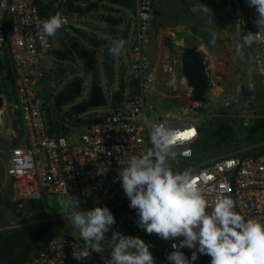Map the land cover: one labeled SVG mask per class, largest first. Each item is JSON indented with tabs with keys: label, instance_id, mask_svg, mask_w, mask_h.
Returning a JSON list of instances; mask_svg holds the SVG:
<instances>
[{
	"label": "built area",
	"instance_id": "obj_1",
	"mask_svg": "<svg viewBox=\"0 0 264 264\" xmlns=\"http://www.w3.org/2000/svg\"><path fill=\"white\" fill-rule=\"evenodd\" d=\"M65 0H0V52L5 54L6 66L0 63L1 74L11 76L15 102L19 109L25 134L21 144L10 151L7 173L13 183L16 200L40 197L44 193H57L87 199L91 208L114 199L121 189L116 180L121 161L151 148V125L164 124L175 131L171 150L183 159H193L194 147L201 136L202 102L193 101L185 109L162 116L151 115L146 92L154 88L156 69L144 53V46L151 39L150 24L155 0H135L137 13L133 18L132 43L129 56L133 80L140 90L138 94H122L120 103L112 111L101 114L91 122L79 124L83 131L74 129L78 123L73 117L56 119L58 109L48 84L47 57L55 50L51 37H46L40 22L44 20L42 7ZM234 12L236 25L242 21L241 43L253 49L256 75L264 88V43L246 42L245 34L256 33L255 8L248 0H228ZM60 14L68 23L67 14L61 9L51 11L50 16ZM243 27V28H242ZM264 32V30H262ZM217 84L207 80V91L216 90ZM206 91V93H207ZM62 124L69 129L62 134ZM76 133V140L70 138ZM121 148L120 151H116ZM205 197L212 203L220 196H231L236 211L246 218L264 220V149L251 155L232 154L202 163L189 170ZM67 190V192H66ZM69 194V195H68ZM121 202L116 206H121ZM87 209V210H90ZM116 224L113 231L139 236L150 245L157 264H169L166 257L177 241H164L155 234L148 235L137 226L138 216L130 207L113 210ZM70 222V221H69ZM79 232L70 222V230L52 235L34 255L30 264H109L110 248L106 238L104 251L80 253L81 260L73 258V245L79 247ZM182 239V238H181ZM189 258L195 249H181ZM194 264H210V257L197 252Z\"/></svg>",
	"mask_w": 264,
	"mask_h": 264
},
{
	"label": "rangeland",
	"instance_id": "obj_2",
	"mask_svg": "<svg viewBox=\"0 0 264 264\" xmlns=\"http://www.w3.org/2000/svg\"><path fill=\"white\" fill-rule=\"evenodd\" d=\"M73 1L79 12H68V23L51 36L55 51L46 62L48 84L55 100L69 83L81 84V96L58 109L56 117L59 122L60 117L71 113L78 122L74 129L81 133L83 128L79 124L111 112L112 106L120 103L122 94L128 96L129 92H140L133 80L129 56L137 8L134 0L130 6L109 0ZM200 3L210 8L212 13L203 12ZM153 13L150 24L152 39L144 46V53L153 65H157L156 42L153 41L157 31L163 32L166 49L162 57L164 64L156 71L154 88L146 92L151 115L176 113L193 101V89L182 75V50L177 48V44L200 50L207 66L208 80L217 84L216 90L207 91L199 109L203 119L201 138L204 137L205 143H197L193 159L176 155L170 161L173 170L189 171L222 156H247L263 150L264 88L256 75L253 49L245 47L240 34H237L230 2L157 0ZM169 31L173 33L169 34ZM212 32L216 33L214 44L210 42ZM109 37L126 41L119 56L109 55ZM238 44L242 46V56L237 52ZM92 53L95 54L96 67L88 71L85 67L87 60L83 57ZM0 63L6 66L4 52H0ZM250 82H254V90L249 89ZM92 90L99 91L98 96L103 98L101 105L88 106ZM14 95L12 82L0 77V98L4 100V117L0 122V170L8 158L9 149L17 145L25 134ZM13 128L20 132L18 139L13 138ZM76 136L73 132L69 137L76 140ZM61 199L68 198L57 193H44L40 197L16 200L12 183L9 181L2 186L0 180V264H11L17 254L13 248L17 245L24 249V264H30L50 236L70 230L69 211L65 210ZM78 200L82 210L91 208L89 200ZM121 202L125 203L115 207ZM97 206L117 210L129 207V200L120 189L114 199Z\"/></svg>",
	"mask_w": 264,
	"mask_h": 264
},
{
	"label": "clouds",
	"instance_id": "obj_3",
	"mask_svg": "<svg viewBox=\"0 0 264 264\" xmlns=\"http://www.w3.org/2000/svg\"><path fill=\"white\" fill-rule=\"evenodd\" d=\"M249 7L255 8L256 33L245 34L246 42L264 43V0H248ZM205 13L211 12L206 5H199ZM237 34H240L242 21L238 20ZM66 23L56 14L40 22V29L46 37L55 36ZM243 28V27H242ZM211 43L216 42L212 32ZM109 55L119 56L126 41L109 37ZM241 45L237 52L243 55ZM264 75V71L261 72ZM254 82L249 89L254 90ZM175 131L164 124H153L149 132L151 148L121 161L116 180L120 182L129 207L136 211L137 226L148 235L155 234L164 241H177L167 254L169 264H194L197 252L210 257V264H264V220L246 218L236 211L231 196H220L210 202L189 171H174L170 161L176 158L171 150ZM117 148L116 151H120ZM67 192V190H66ZM69 195V194H68ZM69 195L61 199L68 220L78 230L82 245H73V258L81 260L80 253L97 252L102 254V242L107 238L110 248L109 264H157L150 245L139 236L126 235L113 231L115 216L107 206H96L82 210L78 198ZM182 238V239H181ZM195 249L191 258L181 250Z\"/></svg>",
	"mask_w": 264,
	"mask_h": 264
},
{
	"label": "trees",
	"instance_id": "obj_4",
	"mask_svg": "<svg viewBox=\"0 0 264 264\" xmlns=\"http://www.w3.org/2000/svg\"><path fill=\"white\" fill-rule=\"evenodd\" d=\"M111 2H115V3H123L126 4L128 6L131 5L132 0H109ZM57 9H61L62 11L66 12V14L68 12H76L78 13L79 10L78 8L75 6V2L73 0H65L64 2H61L58 4V6H55V2H51L49 5H45L42 7V15L44 19H47L50 16V12H56ZM85 56L83 58H85L87 60L86 63V69L88 71H92L95 67H96V58H95V54H91V55H87L84 54ZM5 69V68H1L0 66V74L1 71ZM2 79L4 80H8L11 82V76L10 74H6L3 77L0 76ZM81 92H82V87L80 83H76V82H72L69 83L56 97V101H55V106L57 107V109H60L62 106H65L67 104H70L72 102H74L75 100H77L80 96H81ZM99 91L98 90H92L90 97H89V107H96L99 106L103 103V98L101 96H98ZM203 135V127L201 126V136L199 139V142H203L205 143V139L204 137L201 138Z\"/></svg>",
	"mask_w": 264,
	"mask_h": 264
},
{
	"label": "water",
	"instance_id": "obj_5",
	"mask_svg": "<svg viewBox=\"0 0 264 264\" xmlns=\"http://www.w3.org/2000/svg\"><path fill=\"white\" fill-rule=\"evenodd\" d=\"M177 48L181 49L183 52L186 50H193L194 52H201L197 49H192L191 47L185 46L183 44H177ZM182 61V75L186 79L189 86L193 89V99L198 102H204L206 99L207 91V66L205 64V59L203 56H198L194 61H187L186 57H181ZM3 107L4 100L0 98V118H3ZM66 116L73 117L71 113H67ZM69 129L65 124H62V134L67 135Z\"/></svg>",
	"mask_w": 264,
	"mask_h": 264
},
{
	"label": "crops",
	"instance_id": "obj_6",
	"mask_svg": "<svg viewBox=\"0 0 264 264\" xmlns=\"http://www.w3.org/2000/svg\"><path fill=\"white\" fill-rule=\"evenodd\" d=\"M156 2H157V0H155L154 6L156 5ZM153 18H154V13H153ZM171 33H173V32L172 31H169V34H171ZM169 34H168V36H170ZM168 36H166V38H169V40H170V37H168ZM163 37L164 36H163V32L162 31L161 32L157 31L156 34L153 36V41L156 42L155 51H156V54H157V65H154L156 71L159 70L160 65L163 66V64H164V60L162 59V57L165 55V49L166 48H165V42H164ZM19 115H20V112H19ZM20 119H21V115H20ZM21 122H22V119H21ZM13 132L15 134V137H13V138L14 139H16V138L18 139L19 138V135H20L19 130L17 128H13ZM22 141H23V138L22 139H19V141H18L19 143L17 145L21 144ZM17 145H15V146H17ZM11 149L12 148L9 149L8 158L3 163V167L0 170L1 171L0 180L2 181V186L5 185V184H7L9 181L12 183V180L8 176V173H7V168H8V162H9V157H10V151H11ZM12 189H13V183H12Z\"/></svg>",
	"mask_w": 264,
	"mask_h": 264
},
{
	"label": "flooded vegetation",
	"instance_id": "obj_7",
	"mask_svg": "<svg viewBox=\"0 0 264 264\" xmlns=\"http://www.w3.org/2000/svg\"><path fill=\"white\" fill-rule=\"evenodd\" d=\"M182 56L186 57L187 61H194L198 56H203V54L201 52H194L193 50H186L184 52L182 51L181 57ZM13 249L16 250L17 254L16 257H14L11 261V264H24L26 262L24 249L18 245L15 246Z\"/></svg>",
	"mask_w": 264,
	"mask_h": 264
},
{
	"label": "bare ground",
	"instance_id": "obj_8",
	"mask_svg": "<svg viewBox=\"0 0 264 264\" xmlns=\"http://www.w3.org/2000/svg\"><path fill=\"white\" fill-rule=\"evenodd\" d=\"M0 122H1V118H0Z\"/></svg>",
	"mask_w": 264,
	"mask_h": 264
}]
</instances>
